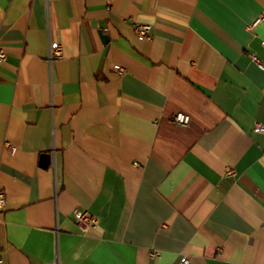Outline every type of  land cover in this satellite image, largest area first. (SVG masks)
Listing matches in <instances>:
<instances>
[{"label":"crops","instance_id":"obj_1","mask_svg":"<svg viewBox=\"0 0 264 264\" xmlns=\"http://www.w3.org/2000/svg\"><path fill=\"white\" fill-rule=\"evenodd\" d=\"M262 40L264 0H0V264H264Z\"/></svg>","mask_w":264,"mask_h":264},{"label":"built area","instance_id":"obj_2","mask_svg":"<svg viewBox=\"0 0 264 264\" xmlns=\"http://www.w3.org/2000/svg\"><path fill=\"white\" fill-rule=\"evenodd\" d=\"M46 5L48 6V0H46ZM135 30L137 37L140 40H144L150 36L151 26L146 23H136ZM262 45L264 46V40H262ZM6 57V53L3 47L0 45V62H2ZM64 57L62 45L59 42H50L48 46V55L47 60L51 64L56 59H61ZM253 61H255L258 66L264 68V63L262 60L256 55L252 56ZM119 72H124L125 69L122 66H115ZM172 121L180 124V125H188L191 121V117L189 114L179 111L172 115ZM254 130L264 134V124L256 123L254 126ZM6 147L10 154H14L17 151L16 146L11 144L10 142L6 143ZM228 174H234V170L232 168L227 169ZM6 202L5 194L3 190H0V206H4ZM74 218L76 222L79 224L83 233L88 232L91 228L95 227L98 222L97 216L89 212L88 210L83 209H75L74 210ZM2 249L0 248V254ZM158 252H153L152 255H156ZM2 261L0 257V262ZM46 264H62L59 251H57L54 257L48 261ZM180 264H192L191 263V255L187 252H183L180 259Z\"/></svg>","mask_w":264,"mask_h":264},{"label":"water","instance_id":"obj_3","mask_svg":"<svg viewBox=\"0 0 264 264\" xmlns=\"http://www.w3.org/2000/svg\"><path fill=\"white\" fill-rule=\"evenodd\" d=\"M104 37H106V35H103ZM51 162V156L48 153H44L41 155V164L44 167H48L50 165Z\"/></svg>","mask_w":264,"mask_h":264}]
</instances>
